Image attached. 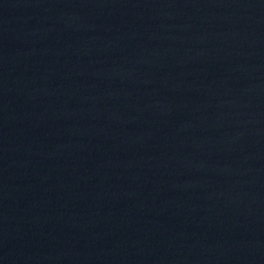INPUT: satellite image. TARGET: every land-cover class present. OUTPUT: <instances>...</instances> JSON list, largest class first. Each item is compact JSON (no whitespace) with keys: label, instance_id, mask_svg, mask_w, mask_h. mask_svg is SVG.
I'll list each match as a JSON object with an SVG mask.
<instances>
[{"label":"water","instance_id":"obj_1","mask_svg":"<svg viewBox=\"0 0 264 264\" xmlns=\"http://www.w3.org/2000/svg\"><path fill=\"white\" fill-rule=\"evenodd\" d=\"M0 264H264V0H0Z\"/></svg>","mask_w":264,"mask_h":264}]
</instances>
